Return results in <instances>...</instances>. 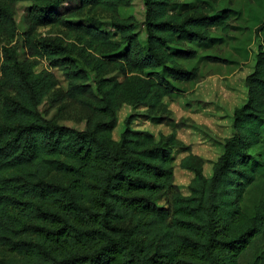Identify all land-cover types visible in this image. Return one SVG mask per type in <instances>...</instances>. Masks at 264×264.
<instances>
[{"label": "trees", "instance_id": "trees-1", "mask_svg": "<svg viewBox=\"0 0 264 264\" xmlns=\"http://www.w3.org/2000/svg\"><path fill=\"white\" fill-rule=\"evenodd\" d=\"M66 1L0 0V264H243L264 235V23L254 31L260 45L232 135L208 178L200 158L182 159L193 173L183 196L171 149L133 129L132 115L118 141L112 132L124 104L169 113L163 100L178 91L173 83L198 80L179 62L196 51L182 46L213 42L211 29L228 34V11L214 12L219 0L178 10L171 0H142V43L134 19L118 13L133 0H78L58 12ZM21 2L30 6L19 34ZM84 10L107 14L118 38L68 21ZM45 27L65 33L39 35ZM18 36L21 59L11 45ZM44 102L85 128L46 119ZM166 143L181 146L174 133Z\"/></svg>", "mask_w": 264, "mask_h": 264}, {"label": "rangeland", "instance_id": "rangeland-1", "mask_svg": "<svg viewBox=\"0 0 264 264\" xmlns=\"http://www.w3.org/2000/svg\"><path fill=\"white\" fill-rule=\"evenodd\" d=\"M176 10L184 5H196L210 0H171ZM30 3L21 2L15 7V23L19 34L25 30L24 18L28 13ZM78 0H68L61 4L57 10L64 13L68 9L77 8ZM192 7V6H191ZM227 10L230 16L231 30L222 34L219 29H211L213 42L201 45L186 44L183 49H194L196 57L190 60H179L186 69H197L196 82H174L177 92L163 102L167 106L168 114L158 113L147 115L145 108H134L122 105L117 115V125L112 132L115 141L124 130V120L132 115L131 127L135 130L147 131L153 135L156 142H161L172 152V166L174 185L183 196L189 195V183L193 173L182 169L180 163L188 155H194L203 161L202 172L210 177L213 163L223 151L224 141L232 135V117L236 108L242 106L247 99L245 77L250 74L255 64V55L260 45V39L255 36V29L264 23V0H219L214 12ZM121 18L134 19L135 33L143 43L144 35V5L142 0H133L127 8L118 11ZM73 23L93 26L107 33L111 39L116 40L110 25L109 16L99 11L84 10L74 18H68ZM41 36L63 37V27H45L37 30ZM16 46L17 56L22 58L20 37L11 43ZM40 68L48 67L42 61ZM58 81V87L66 90L67 83L62 74L52 70ZM109 76V75H108ZM112 76L117 77L116 74ZM94 74L89 76V84L94 87ZM46 119H55L60 125L76 130H83L85 123L80 122L71 111L63 109H50L44 102L39 107ZM71 115V116H70ZM174 133L175 139L181 143L169 145L168 137ZM160 206L164 205L159 200ZM243 264H264V235L257 237L251 247L241 257Z\"/></svg>", "mask_w": 264, "mask_h": 264}]
</instances>
